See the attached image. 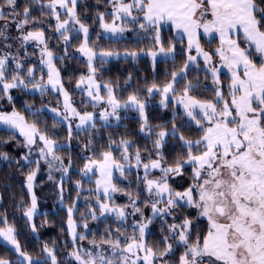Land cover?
I'll return each mask as SVG.
<instances>
[{
    "label": "snow or ice",
    "instance_id": "obj_1",
    "mask_svg": "<svg viewBox=\"0 0 264 264\" xmlns=\"http://www.w3.org/2000/svg\"><path fill=\"white\" fill-rule=\"evenodd\" d=\"M3 3L11 11L5 13L0 7V20L15 25L17 31L21 32L19 39L22 45L36 42L40 46L41 63L47 66V83H32V87L41 94L49 87L59 92L63 96V119L78 118V129L85 125L95 128L93 113H81L72 106L70 94L65 90L60 72L53 62V52L48 48L44 30L34 28L24 32L27 25L44 21L31 16L30 6H25L22 13L17 12V0H3ZM31 3H40L41 9L48 10L41 11L40 15L55 20V31L66 46L65 54L72 39L70 33H82V42L76 50L87 59L88 75L79 77L76 88L86 91L87 96L95 101L93 107L100 103L108 106L100 113V119L107 121L109 117H115L119 120V109L132 108L141 117L140 131L151 136L152 129L148 127L144 101L136 94H131L122 102L117 99L110 84L101 85L95 79L97 69L93 61L97 55L104 58L116 54L110 51L97 53L89 46V28L77 12L78 0H31ZM109 3L113 8L111 23L105 21L104 13H98L100 27L114 35L122 34L127 27L125 22L130 20L144 32H153L154 43L159 45L158 52L147 53L153 61L158 54L170 56L175 53L173 44L170 43L167 49L163 47L160 39L162 25H171L178 36L182 34L186 37L189 54L179 74L183 75L189 65L197 64L198 57L202 58L204 70L212 78L214 99L201 100L190 96L193 87L198 85L188 83L184 87L176 103L182 105L187 117L195 122L199 138L193 140L183 134L177 137L179 130L173 124L171 135L180 141L181 151L171 164L165 161L160 151L165 137L169 135L165 130L155 133L153 147L156 158L150 153L147 162L141 157L140 149H136L134 156L129 152L131 143L128 140H121L119 145L122 161L113 156L111 147L114 141H110L109 148L98 158H86L81 170L83 175L99 174L92 191L95 192L100 215H114L122 223L128 215L126 208L131 207V214H140L141 220L133 222V234L123 240L120 236L112 239L111 232L106 230L108 238H102L99 244L95 240L91 241L94 249H100L101 244L108 245L110 257L103 251L88 249L75 250L70 256L76 264H170L165 257L173 254V243H169L171 240L183 249L178 264H264V7H260L257 0H109ZM62 15L64 19H61ZM7 28L8 23L0 27V37L5 40L8 39L5 33ZM201 34L218 38L219 43L214 51L204 50L200 43ZM193 50L196 55H191ZM131 55L133 58L136 56L135 53ZM9 59L8 54L0 56V99L6 97L11 102L10 90L28 88L34 69L28 68L29 79L25 80L19 71L24 65L12 57L16 61V70L9 78L6 76ZM104 62L102 59L101 63ZM222 69H226L229 74L227 96L220 80ZM177 75V72H173L172 82L162 88L152 84L147 88L148 94L159 92L161 104L166 107L168 94L171 92L175 97ZM101 88L105 90L106 98L101 95ZM51 111L61 115L58 109ZM0 125L10 129L13 134L18 132L29 152L39 143L38 154L48 164L49 170L55 168L67 174L70 164L65 166L56 155L60 146L42 132L36 123H28L23 115L13 110L11 113L0 112ZM71 135L69 126V138ZM0 155L8 159L6 153ZM133 158L134 165L130 164ZM23 159L27 162L28 156ZM36 164L37 168L26 177V187L31 194L30 207L24 211L28 221H32L37 210V197L32 191L39 161ZM126 165L143 168L144 174L142 178L138 177V183L144 185L148 197L144 206L151 208L150 217H144L138 204L139 192L135 197L131 192H124L129 197V204L125 207L114 205L112 194L124 190L113 182V172L117 171L124 177ZM186 167L191 168V183L184 190H176L171 186L170 179L183 177ZM153 171H159L161 175L158 178L151 177ZM49 179H52L51 175ZM80 187V182H77V188ZM182 207L196 209L195 217L185 216L176 222L173 210ZM89 214L92 220L98 218L94 209H90ZM168 216L173 217L170 224L164 219ZM72 217L73 209L69 208V232L75 246L77 239L84 240L86 237L77 236ZM155 217L164 221L162 232L164 225L167 226L168 235L163 236L162 249L150 245L146 238L147 229ZM0 224L4 225L0 227V238L11 244L26 264H39L21 250L15 228L8 225L6 217L0 220ZM201 224L204 225L202 230ZM83 227L87 229V223ZM31 228L33 232L36 231L35 224H31ZM116 231L122 235L119 226ZM44 252L51 264H57L53 249L45 245ZM0 264H10V261L0 258Z\"/></svg>",
    "mask_w": 264,
    "mask_h": 264
},
{
    "label": "trees",
    "instance_id": "obj_2",
    "mask_svg": "<svg viewBox=\"0 0 264 264\" xmlns=\"http://www.w3.org/2000/svg\"><path fill=\"white\" fill-rule=\"evenodd\" d=\"M42 2H47V0H42ZM257 2L261 7L264 6L263 0H257ZM25 6H30L31 16L44 22L29 24L25 27L24 32L34 28L44 30L48 48L53 52V62L60 72L65 90L70 94L72 106L78 112L94 114L98 107H93V104L86 100L83 90L76 89L79 77L88 75L87 62L79 58L76 50L82 42V33H70L72 39L70 46L67 47V54H65L66 46L55 31V20L40 15L41 11L47 12L48 10L41 9L40 3H31V0H17L16 11L22 13ZM0 7H3L5 13L11 11L3 3V0H0ZM109 10L110 4L106 0H78L77 12L81 21L89 28V46L97 53L110 51L120 55L118 58L107 60L104 63H101V59L96 58L93 61L97 69L95 79L101 85L110 84L117 99L122 102L126 101L131 94H136L144 101L148 127L152 129L151 136L140 131L142 120L134 110L121 109L118 110L119 120H109L105 124L101 122L99 116L96 117L94 114L95 128L90 125L83 129L71 128L72 135L69 138V127L44 110V108L58 109L62 117L65 113L62 110L60 95L50 91H45L43 94L29 92V89L33 88L32 83L42 84L47 79V71L32 60L27 61L24 67L19 70L24 79L28 80V68L34 69L29 87L10 90L11 102L6 97L0 99V112L11 113L15 110L23 115L28 123H36L42 132L47 133L49 138L55 140L56 144L60 146L56 155L61 158L64 165L70 164L67 174L57 171L55 168L50 171L48 164L38 154L39 143L29 152L24 147L22 136L18 133L13 134L11 130L0 128V154L6 153L8 156V159H4L0 155V214H3L0 216V220L6 217L8 225L15 228V235L21 250L31 256L34 262L38 261L39 264H51L47 253L44 252L45 245L54 250L57 264H76L70 253L79 249L96 252L91 241L95 240L99 244L102 238H108L106 230L111 232L112 239L117 236L124 238L133 234L126 219L121 223L115 216L98 217L100 215L99 207L96 204L95 192L92 191L96 187L97 175L94 174V179L91 180H86L82 176L81 170L86 163V158H98L103 151L109 148L110 141H114L115 143L111 147L113 156L118 161H122L119 145L121 140H128L131 143L129 152L134 156L136 149H140L141 157L147 162L150 153L153 158H156V150L153 147V142L156 139L155 133L165 130L169 135L165 137L160 151L163 152L165 161L171 164L181 151V143L177 139L180 134L193 140L199 138V129L175 102L188 83L193 84L198 79L205 80L207 76L205 72H197V67L201 65L200 61L196 66L188 67L183 75L179 74V70L187 60L186 45L182 39L173 37L171 29H162L160 36L165 49L170 46V43L175 46L174 55L168 59L154 62L146 56L148 52L157 49V45L154 43V33L151 31L134 32L130 38L119 40L100 36L98 13H104L105 20L111 21ZM21 18L17 17V19ZM64 18L62 15L61 19ZM1 22L10 23L6 20H0ZM204 41L202 39L203 43ZM212 44H216L215 40H212ZM205 45L208 47L206 42ZM28 52L34 53V49H28ZM131 53L136 54L135 58ZM14 71L15 69L10 65L7 66L6 76L10 78ZM173 72L178 73L174 83L175 97L170 92L165 107L160 104L161 94L153 92L149 95L147 88L152 84L162 88L166 83L172 82ZM42 77L43 79H41ZM222 78L228 79L224 74H222ZM209 87L204 91L212 94V89ZM200 88V85L193 87L191 92L201 93ZM101 95L105 97L103 88H101ZM173 124L179 130L177 137L171 135ZM90 140L91 143H89ZM25 156H28L27 162L23 159ZM36 161H39V170L36 173L32 191L37 197V210L32 221H28L24 216V211L30 207L31 197L27 191L26 177L30 171L37 168ZM130 164H135L134 158L131 159ZM139 169L136 167L132 170L125 169L124 177H121L120 173L114 174L113 182L125 192L140 191V196L146 200V194L141 191L142 183L137 181L141 174ZM50 175L52 179H49ZM179 178L180 184L177 189L184 190L191 183V168L186 167L184 176ZM119 179L128 181L124 182ZM77 182H80L81 185L79 189ZM101 198L103 199L102 196ZM113 202L115 206H120L126 201L116 203L113 200ZM69 208L73 209L72 218L76 225L77 236L84 235L86 237L84 240L77 239L75 246L69 232ZM90 209L95 210L98 217L96 220L91 219ZM192 210L193 208L189 207L174 209L173 211L178 217L176 222H180L185 216L195 217ZM165 219L170 224L173 217L168 216ZM84 223H87V229L83 227ZM31 224L36 225L35 232L32 231ZM118 226L121 228L122 235L116 231ZM203 226V224L200 225L201 230ZM0 227H4V225L0 224ZM161 228V225H154L152 222L146 232L147 242L160 249L164 247L163 236L168 235L167 227L164 226L163 232ZM100 248L105 251L109 246L101 244ZM173 248V254L165 259H168L170 264L171 262L177 264L183 249L175 243H173ZM0 258L7 259L10 264H26L18 259L14 251L1 243Z\"/></svg>",
    "mask_w": 264,
    "mask_h": 264
},
{
    "label": "rangeland",
    "instance_id": "obj_3",
    "mask_svg": "<svg viewBox=\"0 0 264 264\" xmlns=\"http://www.w3.org/2000/svg\"><path fill=\"white\" fill-rule=\"evenodd\" d=\"M108 3H109V0H106ZM125 2H129V0H125ZM258 4H259V2H257ZM110 4V3H109ZM263 4H264V0H263ZM260 6V5H259ZM261 7V6H260ZM264 7V6H263ZM113 11V8H112V6H111V4H110V10H109V13L111 14V12ZM134 15H136V13H135V11H134V13H133ZM106 21V20H105ZM106 22H108V23H111V21H106ZM5 23H8V22H1L0 23V27H2ZM117 23L119 24V23H121L120 21H117ZM126 24H127V27H126V30L121 34V33H117V34H112V33H110V32H105L101 27H100V23H99V27H100V36H102V37H104V38H108V39H111V40H119V39H127V38H130L131 37V35H132V33H134V32H139V33H144V31L143 30H141L140 28H139V25L138 24H132L131 22H130V20L128 21V22H125ZM162 29H171L172 30V33H173V37L175 38V39H182L183 41H184V43H185V45H187V38L186 37H183V35L182 34H180V36H178V34H177V32L173 29V27L171 26V25H162L161 26V30ZM161 30H160V32H161ZM5 33H6V35H7V37H8V39L7 40H5V39H3V37H0V56H3V55H5V54H8L9 55V57H10V59H9V63H8V65L7 66H11L13 69H15V63H16V61L15 60H13L12 59V57H15L16 59H18L19 61H20V63L21 64H25L27 61H30V60H32V61H36L45 71H48V69H47V66L45 65V64H42L41 63V55H40V46H38L37 44H36V42H33V41H30V42H27V43H23V45H22V41L19 39V37L21 36V32H19V31H17V29H16V27H15V25L13 24V23H8V28L5 30ZM160 39H161V36H160ZM202 39H204L205 41H204V43L202 42ZM212 40H215V42H216V44H212ZM205 42H206V44L208 45V47L205 45ZM200 43H201V46L204 48V50L205 51H209V52H211V51H214L215 50V48L218 46V38H215V37H207V36H204L203 34H201V40H200ZM28 49H34V53L33 52H28ZM158 49H159V45H157V49L155 50V52H158ZM186 52H187V49H186ZM189 53L187 52V55H188ZM77 55L79 56V58H82V59H84L86 62H87V59H86V57H84V56H82L79 52H77ZM191 55H196V53H195V51L193 50V52L191 53ZM120 55H113V56H110V57H104V58H102V57H100L99 55H97V57L96 58H98V59H103V60H105V61H107V60H112V59H114V58H118ZM146 56L149 58V60H151L152 62H154L153 61V58L150 56V55H148V54H146ZM172 55H170V56H166V55H164V54H158L157 56H156V58H155V61H157V60H160V59H165V58H170ZM95 58V59H96ZM45 59H46V57H45ZM198 61H200V63H201V65L200 66H198L197 67V72L198 71H203V72H205V70H204V60L202 59V58H200V57H198ZM216 62V58H214V63ZM190 66H196V64H192V65H189V67ZM16 70V69H15ZM21 70V69H20ZM205 74L207 75L206 76V78H205V80L204 81H201V80H197L196 82H194L192 85L193 86H196V85H200L201 86V88H200V90L202 91L201 93H199L198 91H193V92H190L189 93V95L190 96H193V97H197V98H199V99H201V100H212V99H214V97H213V93L212 94H210V93H207V92H205L204 90H206V88L208 87V86H210L209 88H211V89H213V87H214V85H213V83H212V78H211V75H210V73H207V72H205ZM222 74H224V75H226L227 77H228V79H224V78H222ZM220 80H221V83H222V85H223V91H224V93H225V95L227 96V92H228V84H229V74L227 73V70L226 69H222L221 70V74H220ZM47 83V79H46V81L45 82H43L42 84H46ZM83 87H86V85L85 86H83ZM77 89V88H76ZM31 92H35V94H39V93H41L40 91H39V93H36V89H34V88H32V89H29ZM77 90H82V89H77ZM104 90V89H103ZM46 91H50V92H52V93H57V94H59L60 95V100H61V103H62V110H63V112H64V107H63V96H62V94H60L59 92H56V91H53L50 87L49 88H47L46 89ZM38 92V91H37ZM84 93H85V97H86V100L87 101H89L91 104H94L95 103V101H92L88 96H87V93H86V91H84ZM104 93H105V98H106V92H105V90H104ZM169 95L170 94H168V99H169ZM182 96V94L180 95V96H178L177 97V99L176 100H178L180 97ZM176 103V102H175ZM161 104V103H160ZM178 104V103H177ZM179 105V104H178ZM180 106V108L183 110V112L185 113V111H184V108H183V106L182 105H179ZM97 109H96V111L94 112V114H96V117L97 116H99V118H100V113L105 109V108H108V106L106 105V104H104V103H100V104H98L97 105ZM121 109H124V108H121ZM121 109H119V110H121ZM129 109H132V108H129ZM44 110L45 111H47L48 113H50L55 119H57L59 122H61L62 124H64L65 126L67 125L68 127L69 126H71V128H77L76 126H77V124H79V120H78V118H75V119H73V118H70L69 120H64L63 119V116L61 117L60 115H57L56 113H54L53 111H51L50 109H48V108H44ZM132 110H134V109H132ZM109 111H110V109H109ZM138 115H139V112L138 111H136V110H134ZM185 115H186V113H185ZM140 116V115H139ZM187 116V115H186ZM188 118V117H187ZM116 118L115 117H109L108 118V120L107 121H104V120H102L101 122L103 123V124H105V122H107L108 123V121L109 120H115ZM192 123H194L195 124V122L194 121H192L190 118H188ZM87 126H89V125H85L83 128H86ZM83 128H80V129H83ZM10 130V129H9ZM125 169H134V167H129V166H125ZM139 171H140V175H139V177H143V174H144V172H143V168L141 167L140 169H139ZM117 173H119V172H117V171H114V174H117ZM161 174L159 173V171H153L152 173H151V177H156V178H158L159 176H160ZM82 176H83V178L84 179H86V180H91V179H94V173H89V175L88 176H84L83 175V173H82ZM114 176V175H113ZM180 178H179V176L178 177H175L174 179H170V184H171V186L174 188V189H176V190H178L177 189V186L180 184V180H179ZM120 181H124V182H127L128 180H126V179H119ZM138 181V180H137ZM141 191H143L144 193H145V191H144V185L142 184V190ZM29 192V191H28ZM124 192L125 191H123V192H116V193H113L112 195H113V200L117 203V202H122V201H126L125 203H122V204H120V206L119 207H125V206H127L128 204H129V197L127 196V195H125L124 194ZM132 194H133V196L135 197V195L137 194V192H139V200H138V204H139V206L141 207V209H142V212H143V215H144V217L145 218H147V217H150L151 215H152V213H151V208L150 207H145L144 206V201L145 200H143L142 199V197L140 196V191H130ZM146 194V193H145ZM30 197H31V194H30ZM146 199H148V197H147V195H146ZM142 202V203H141ZM160 207H163V205H160ZM176 210H178V208H176ZM192 211H194V213H195V215H196V209H194L193 208V210ZM126 212L128 213V215H127V218H126V220L128 221V226H130L131 227V229H132V224H133V222L134 221H140L141 220V217H140V214H135V215H132L131 213H132V208L131 207H127L126 208ZM108 215H110V216H114V215H111V214H105V215H103V216H101V215H99L98 217L99 218H104V217H106V216H108ZM155 219V220H154ZM165 219V218H164ZM178 219V217H177V215H175V220H177ZM153 224L154 225H163L164 224V221L160 218V217H155V218H153ZM168 222V221H167ZM173 222V220H171V223ZM169 223V222H168ZM164 226H166V225H164ZM167 227V226H166ZM148 230V229H147ZM76 231V230H75ZM121 239H124V238H122L121 237ZM169 243H174L173 241H169ZM97 251H103L102 250V248H100V249H96ZM173 250H174V248H173ZM104 252V254L105 255H107V256H111V249L110 248H106L105 249V251H103ZM171 264H173V262H171ZM178 264V263H177Z\"/></svg>",
    "mask_w": 264,
    "mask_h": 264
},
{
    "label": "crops",
    "instance_id": "obj_4",
    "mask_svg": "<svg viewBox=\"0 0 264 264\" xmlns=\"http://www.w3.org/2000/svg\"><path fill=\"white\" fill-rule=\"evenodd\" d=\"M38 91V90H37ZM36 91V93H39V91L37 92ZM29 92L30 93H35V92H31L30 90H29ZM0 128H3V129H7L5 126H3V125H0ZM7 130H9V129H7ZM18 133V132H17ZM19 134V133H18ZM95 175H97V177L96 178H98V173H94ZM113 175H114V172H113ZM27 191H28V189H27ZM29 193V192H28ZM29 195H30V193H29ZM35 214H36V212H35ZM35 214H34V216H35ZM33 216V217H34ZM0 243L2 244V245H4V246H6V247H8V248H10L12 251H14L16 254H17V257H18V259L19 260H21V261H23V262H25L24 260H23V258L15 251V249H14V247L11 245V244H9L8 242H6V241H4L2 238H0Z\"/></svg>",
    "mask_w": 264,
    "mask_h": 264
}]
</instances>
